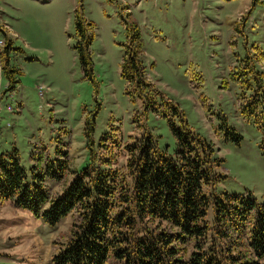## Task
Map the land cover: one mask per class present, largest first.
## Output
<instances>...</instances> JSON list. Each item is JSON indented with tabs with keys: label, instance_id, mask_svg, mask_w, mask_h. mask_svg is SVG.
I'll return each mask as SVG.
<instances>
[{
	"label": "rangeland",
	"instance_id": "rangeland-1",
	"mask_svg": "<svg viewBox=\"0 0 264 264\" xmlns=\"http://www.w3.org/2000/svg\"><path fill=\"white\" fill-rule=\"evenodd\" d=\"M0 17L9 25L0 29V154L17 150L26 180L66 148L64 178L45 182L60 193L107 134L125 143L151 132L174 150L177 138L159 111L166 106L160 100L153 110L121 73L134 40L148 79L222 159L214 171L225 176L205 190L264 202L262 120L244 109L257 88L264 92V0H0ZM6 65L17 69L12 89ZM14 200L0 198V264H54L75 213L52 224Z\"/></svg>",
	"mask_w": 264,
	"mask_h": 264
},
{
	"label": "trees",
	"instance_id": "trees-1",
	"mask_svg": "<svg viewBox=\"0 0 264 264\" xmlns=\"http://www.w3.org/2000/svg\"><path fill=\"white\" fill-rule=\"evenodd\" d=\"M131 42L121 73L153 110L160 100L166 106L159 111L177 138L174 150L162 147L151 132L125 143L120 134H113L112 140L103 135L99 149H91L88 165L75 170L73 180L52 194L46 178H64L69 151L60 147V157L50 159L44 168L35 165L36 180L31 183L14 149L0 154V198L12 197L18 206L52 224L75 213L74 226L54 255V264H264V202L252 194L211 195L205 190V185L214 187L225 176L214 171L222 159L214 156V144L195 131L179 104L148 79L142 47ZM78 47L88 65L83 46ZM3 68L12 89L19 80L17 69ZM248 107L245 113L259 114L264 134V92L257 88ZM242 136L238 134V141ZM123 153L126 158L120 164Z\"/></svg>",
	"mask_w": 264,
	"mask_h": 264
},
{
	"label": "built area",
	"instance_id": "built-area-1",
	"mask_svg": "<svg viewBox=\"0 0 264 264\" xmlns=\"http://www.w3.org/2000/svg\"><path fill=\"white\" fill-rule=\"evenodd\" d=\"M2 20H0V27L4 28L5 30L9 28V25L6 22H1ZM5 44V39L4 38H0V51L3 47V45Z\"/></svg>",
	"mask_w": 264,
	"mask_h": 264
},
{
	"label": "crops",
	"instance_id": "crops-1",
	"mask_svg": "<svg viewBox=\"0 0 264 264\" xmlns=\"http://www.w3.org/2000/svg\"><path fill=\"white\" fill-rule=\"evenodd\" d=\"M1 18V17H0Z\"/></svg>",
	"mask_w": 264,
	"mask_h": 264
}]
</instances>
